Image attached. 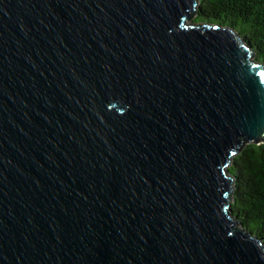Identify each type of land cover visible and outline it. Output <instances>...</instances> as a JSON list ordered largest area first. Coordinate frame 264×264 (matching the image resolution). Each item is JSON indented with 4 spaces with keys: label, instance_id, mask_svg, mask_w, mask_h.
<instances>
[{
    "label": "water",
    "instance_id": "1",
    "mask_svg": "<svg viewBox=\"0 0 264 264\" xmlns=\"http://www.w3.org/2000/svg\"><path fill=\"white\" fill-rule=\"evenodd\" d=\"M197 0H0V264H264L229 158L264 66Z\"/></svg>",
    "mask_w": 264,
    "mask_h": 264
},
{
    "label": "trees",
    "instance_id": "2",
    "mask_svg": "<svg viewBox=\"0 0 264 264\" xmlns=\"http://www.w3.org/2000/svg\"><path fill=\"white\" fill-rule=\"evenodd\" d=\"M189 22L231 28L264 66V0H197ZM231 214L264 245V144L244 142L229 158Z\"/></svg>",
    "mask_w": 264,
    "mask_h": 264
}]
</instances>
